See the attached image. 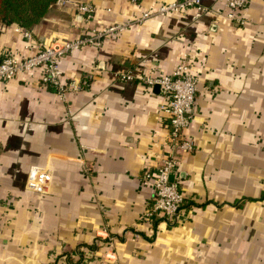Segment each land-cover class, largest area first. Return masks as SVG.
<instances>
[{"label":"crops","instance_id":"1","mask_svg":"<svg viewBox=\"0 0 264 264\" xmlns=\"http://www.w3.org/2000/svg\"><path fill=\"white\" fill-rule=\"evenodd\" d=\"M176 0H63L26 30L0 24V57L37 44L123 30L58 61L63 95L41 67L0 80V264H264V0L226 17L205 10L155 14ZM80 3L93 6L86 18ZM186 56L196 78L190 151L172 149L184 195L181 216L147 217L146 168L167 152L158 85ZM130 72V79L118 74ZM30 167L49 171L43 193L25 187Z\"/></svg>","mask_w":264,"mask_h":264},{"label":"built area","instance_id":"2","mask_svg":"<svg viewBox=\"0 0 264 264\" xmlns=\"http://www.w3.org/2000/svg\"><path fill=\"white\" fill-rule=\"evenodd\" d=\"M62 1L57 0L56 2ZM245 2L246 0H224V6L227 9L226 17L240 22L233 12L240 9ZM187 8L194 9V17L199 16L205 10L202 0H176L160 4L153 12H143L141 18L167 12H178ZM76 9L86 18L92 16L94 12L93 6L88 3H80ZM125 25V23H114L101 30H91L89 34L75 39H56L40 43L37 44V50L25 58L18 59L10 54H4L0 57V80H7L19 73L41 67V82L51 86L53 91L59 95H63L68 90L85 88V82L82 85L80 81L76 84L74 79H70L68 82L62 80V73L58 65L59 59L79 47L98 43L101 37L114 36L123 30ZM23 35L26 38L30 36L26 29L23 31ZM118 76L123 80L133 77L130 72H121ZM140 78L147 85H158L159 91L165 99L162 111L167 116L169 125L165 138L168 148L166 154L159 159L156 165L146 168L140 176L141 183L150 187V203L146 216L155 215L170 221H177L181 216L185 198L179 187L178 168L172 149L190 151L193 148L192 140L185 134V131L194 113L196 78L190 71L186 56L181 57L169 74ZM50 178L47 169L30 167L27 171L25 187L31 191L43 193L48 188Z\"/></svg>","mask_w":264,"mask_h":264},{"label":"trees","instance_id":"3","mask_svg":"<svg viewBox=\"0 0 264 264\" xmlns=\"http://www.w3.org/2000/svg\"><path fill=\"white\" fill-rule=\"evenodd\" d=\"M57 0H0V24H15L27 29L40 18ZM51 90L52 87L48 86Z\"/></svg>","mask_w":264,"mask_h":264},{"label":"rangeland","instance_id":"4","mask_svg":"<svg viewBox=\"0 0 264 264\" xmlns=\"http://www.w3.org/2000/svg\"><path fill=\"white\" fill-rule=\"evenodd\" d=\"M48 42V41H47Z\"/></svg>","mask_w":264,"mask_h":264}]
</instances>
